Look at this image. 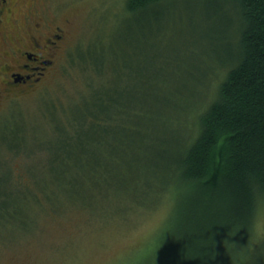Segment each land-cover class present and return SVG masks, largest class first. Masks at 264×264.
Instances as JSON below:
<instances>
[{
    "label": "trees",
    "instance_id": "16d2710c",
    "mask_svg": "<svg viewBox=\"0 0 264 264\" xmlns=\"http://www.w3.org/2000/svg\"><path fill=\"white\" fill-rule=\"evenodd\" d=\"M169 1L173 0H126V6L132 15H150L157 23L164 17L159 9ZM186 1L214 9L226 4L235 16L236 48L222 56L215 70L207 71L203 80H208V86L199 94L203 95L199 106L187 101L182 107L183 92L172 87L178 77L165 72H139L135 76L115 68L103 55L82 57L84 65L95 73L91 77L110 68L111 78L98 86L91 80L93 86L75 102L70 117L65 121L60 118L61 124L53 121L56 143L48 140L44 146L53 156L55 150L60 153L58 161L64 171L77 176L76 186L86 183L92 189L93 198L79 189L74 191V199H90L87 203L96 205L118 187L126 186L128 194L127 189L134 188L130 183L136 182L142 184L151 203L163 193L171 194L173 214L160 243L169 251L164 254L172 257L173 264H215L216 254L222 250L226 254L219 262L226 264L232 261L227 252L232 243L244 246L243 264H264V236L253 244L251 241V226L264 204V0ZM225 19L222 25L224 22L227 27ZM151 25L147 21L146 29ZM219 32L211 35L219 38ZM138 78L139 87L133 84ZM136 87L139 102L131 89ZM192 105L194 112L189 117L194 122L180 124ZM166 109L172 116L162 114ZM158 125L163 126L162 131L158 132ZM8 132L10 143L24 147L21 129L9 127ZM17 147L8 149L15 153ZM120 148L124 150L121 168L116 166V149ZM133 174L139 177L129 179ZM144 175L154 182L149 183ZM23 177L16 173L10 181L18 194L24 195V189L30 192L25 208L31 211L41 206L39 193L47 191L34 183L33 176L29 184ZM10 196L0 188V227L9 224L26 229L28 220L19 218L23 208ZM132 200L147 205L146 199ZM158 258L159 263L166 260L162 255Z\"/></svg>",
    "mask_w": 264,
    "mask_h": 264
},
{
    "label": "rangeland",
    "instance_id": "374dc122",
    "mask_svg": "<svg viewBox=\"0 0 264 264\" xmlns=\"http://www.w3.org/2000/svg\"><path fill=\"white\" fill-rule=\"evenodd\" d=\"M23 1L26 10L45 17L48 26L65 24L70 33L66 55L46 82L28 95L9 100L0 109V188L11 193L12 201L21 204L23 214L20 212L19 218L26 217L29 224L26 229L9 224L0 227V264H173L172 257L164 254L169 251L163 250L160 243L173 214L171 194L163 193L151 203L142 184L136 182L130 183L134 188L129 187L128 194L126 186L118 187L110 190L106 200L96 201V205L93 201L87 203L90 199H74V191L79 189L93 198L92 189L86 183L76 186L77 176L64 171L57 150L53 162L51 149L44 146V141L56 139L53 121L61 124L60 118L65 121L70 117L75 102L93 86L91 80L98 86L111 78L110 68L97 73L98 77H91L95 73L84 65L82 57L103 55L112 60L115 68L135 76L139 72H165L178 77L172 87L183 92L182 107L187 101H195V108L198 107L203 100L199 94H204V87L208 86V80H203L207 71L215 70L222 56L236 48L234 11L226 4L214 9L198 6L194 1L173 0L162 4L158 12L164 17L154 23L150 15H132L126 0ZM224 16L228 18L227 27L224 22L222 25ZM147 21L152 22L151 28L146 29ZM214 31L219 32V38L211 35ZM133 84L139 87V78ZM138 87L131 88L137 102ZM190 93L199 96L192 97ZM193 106L180 115V124L184 125L186 120L194 122L189 117L194 112ZM162 114L172 116L167 109ZM9 127L21 129L24 147L10 143ZM189 127L187 123L186 128ZM119 136L123 138L122 134ZM10 147H17L15 153L9 151ZM116 151L119 154L116 166L121 168L124 150ZM20 172L23 181L29 184L33 176L34 183L47 191L45 195L39 193L41 206H34L31 211L26 210L30 192L24 189L21 192L24 195L18 194L10 181ZM136 176L133 174L129 179L139 177ZM143 177L147 180L146 175ZM132 198L146 199L147 205H137ZM64 201L63 205L58 204ZM259 224L258 212L257 228ZM263 236L253 233L252 244ZM222 251L217 252L215 264H220V258L226 254ZM227 252L231 253L232 261L226 264H243L244 249L229 245ZM160 255L166 258L163 263L157 261Z\"/></svg>",
    "mask_w": 264,
    "mask_h": 264
},
{
    "label": "flooded vegetation",
    "instance_id": "af4514ba",
    "mask_svg": "<svg viewBox=\"0 0 264 264\" xmlns=\"http://www.w3.org/2000/svg\"><path fill=\"white\" fill-rule=\"evenodd\" d=\"M26 9L23 0H0V109L39 89L66 55L67 25L48 26Z\"/></svg>",
    "mask_w": 264,
    "mask_h": 264
},
{
    "label": "snow or ice",
    "instance_id": "6c2138e0",
    "mask_svg": "<svg viewBox=\"0 0 264 264\" xmlns=\"http://www.w3.org/2000/svg\"><path fill=\"white\" fill-rule=\"evenodd\" d=\"M258 212H259V219H260L259 227L262 231H264V204L260 205Z\"/></svg>",
    "mask_w": 264,
    "mask_h": 264
},
{
    "label": "clouds",
    "instance_id": "9594fccd",
    "mask_svg": "<svg viewBox=\"0 0 264 264\" xmlns=\"http://www.w3.org/2000/svg\"><path fill=\"white\" fill-rule=\"evenodd\" d=\"M251 227H252V231H253V233H255V234H257V235L264 234V231H262L260 228H257V226H256L255 224H253ZM232 244H233V246H234L236 249H238V250H241V249L244 248V246H239V245L234 244V243H232Z\"/></svg>",
    "mask_w": 264,
    "mask_h": 264
}]
</instances>
